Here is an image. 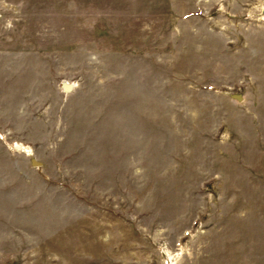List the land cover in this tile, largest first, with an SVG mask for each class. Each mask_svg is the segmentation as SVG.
Segmentation results:
<instances>
[{"label":"rangeland","instance_id":"1","mask_svg":"<svg viewBox=\"0 0 264 264\" xmlns=\"http://www.w3.org/2000/svg\"><path fill=\"white\" fill-rule=\"evenodd\" d=\"M0 264H264V0H0Z\"/></svg>","mask_w":264,"mask_h":264}]
</instances>
